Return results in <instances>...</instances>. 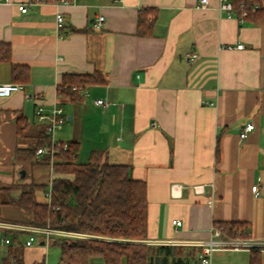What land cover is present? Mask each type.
<instances>
[{
  "label": "crops",
  "instance_id": "0c3cea01",
  "mask_svg": "<svg viewBox=\"0 0 264 264\" xmlns=\"http://www.w3.org/2000/svg\"><path fill=\"white\" fill-rule=\"evenodd\" d=\"M257 1L264 7V0ZM198 2L0 0V44L11 49L10 60H0V83L24 85L0 98V181H39L33 172L26 180L20 175L32 163L16 155L17 147L29 145L19 142L18 121L25 119L38 131L45 124L36 118L37 105L47 112L59 105L70 122L68 130L66 122L60 128L59 140L79 142L78 158L89 160L97 151L101 159L131 165L134 178L147 183L145 243L174 249L168 264H201V243L222 221L247 225V237L263 243L264 264V19L240 22L219 9L220 0H210L208 9H198ZM22 3H30L27 12L19 9ZM145 8L157 10L151 36L138 35ZM100 16L102 26L95 28ZM13 64L25 67L26 79L15 78ZM96 70L106 81L78 91L81 99L59 95L65 74ZM249 122L254 128L241 139ZM52 176L60 174L50 172L49 183ZM47 191L45 200L37 194L40 202L48 201ZM6 209L5 218L27 220L6 215ZM27 238L20 233L15 241L14 233L0 228V264L11 247L24 264L42 260L44 246H25ZM157 258L162 264L164 255ZM250 259L249 248L220 247L211 264H250Z\"/></svg>",
  "mask_w": 264,
  "mask_h": 264
},
{
  "label": "trees",
  "instance_id": "16d2710c",
  "mask_svg": "<svg viewBox=\"0 0 264 264\" xmlns=\"http://www.w3.org/2000/svg\"><path fill=\"white\" fill-rule=\"evenodd\" d=\"M51 1V0H46ZM238 7L240 3L248 6L259 4L257 0H232ZM260 21L264 19V7L249 12L247 18ZM157 21L155 8L141 9L138 18V35L151 36ZM79 31V29H74ZM0 60H10L11 49L1 43ZM15 78L26 79L24 66L13 64ZM106 81L104 74L94 73L65 74L58 86V93L71 101L82 98L78 91L89 85ZM18 139L28 141L27 147H17L16 155L24 156L32 164H47L38 159L37 150L51 142V136L44 125L35 131L25 119L18 121ZM64 142V141H62ZM68 149L56 153L53 171L73 175V178L55 177L52 181L51 197L40 202L37 191L47 185L36 182H14L5 185L0 181V222L25 224L28 226L52 228L69 235H51L50 241L61 249V264H92L93 259H102L104 264H159L158 255H164L162 264H168L167 258L174 253L171 247L153 248L145 243L148 238V193L147 183L134 178L132 166L111 163L101 159L93 151L88 162H79V142L69 141ZM28 174H26V177ZM48 191L46 193H48ZM5 206H15L30 214L28 220H9L3 215ZM229 236H235L236 230L247 231L243 222H216ZM8 229V228H7ZM14 233L15 241L22 232ZM29 234V233H27ZM11 243V240H10ZM261 248L251 249L250 264H261ZM24 264L22 255L11 247L8 257L2 264ZM33 264H46L45 258ZM175 264H184L181 260Z\"/></svg>",
  "mask_w": 264,
  "mask_h": 264
},
{
  "label": "built area",
  "instance_id": "2783aa9c",
  "mask_svg": "<svg viewBox=\"0 0 264 264\" xmlns=\"http://www.w3.org/2000/svg\"><path fill=\"white\" fill-rule=\"evenodd\" d=\"M46 0H31V3H39V2H45ZM30 4V3H29ZM28 3H22L19 5V9L22 12H27L29 9ZM210 6V0H199L197 3L198 9H208ZM259 7V4H254L252 6H248L245 3H240V5L237 7L232 0H220L219 9L226 13L228 17H234L237 16V19L240 22H244L249 12H254ZM64 20V16L62 13L57 14V21L59 25H62V22ZM104 21V17L100 16L95 22H93V26L95 28H100L102 26V23ZM238 49H243L244 45L239 44L237 45ZM24 85L17 82H9V83H0V98H7L13 95L14 93L18 91H23ZM26 96L30 99H38L39 97L37 95H32L29 93H26ZM97 104H104V101L102 99L96 100ZM36 118L40 123H43L47 127V132L51 136V142L44 146L40 147L37 150L36 156L38 159H43L47 162H49V167L51 169V173L55 172L52 169V165L54 163V158L57 152H59L61 149L66 150L68 149V143L58 141L54 138V132L57 129H60L64 123L66 122V115L64 113V110L61 106L55 105L50 111H46L44 106L39 104L36 107ZM254 128V124L249 122L247 123L244 130L240 133V138L244 139L247 137L250 131H252ZM54 177L52 176L49 186L50 189L47 193V198L50 200L51 197V189H52V181ZM178 185H173L172 189L175 191L178 187ZM195 191L200 193L202 192L201 186H195ZM253 191L256 194H259V185H254L252 187ZM173 223L180 227L182 225V221L180 219L173 220ZM4 228H20L25 231H27L28 238L25 240L24 245L25 246H32L36 240L40 241L41 239H45L46 244L48 241H50L51 235H69V233L52 229L49 227L41 228V227H34V226H28V225H12L8 223H0V227ZM247 231H242L237 229L235 236H229L228 233L224 231V229L218 225H214L211 228V237L205 241L204 243H201L202 245V252L199 256L201 264H211V257L212 253L220 247H234V248H242L246 247L249 249H252L253 247L261 248L263 246V243L260 242H254L250 240L248 237ZM6 244L10 243V239L6 238L4 239ZM14 264H18L17 260H14ZM61 264V263H58Z\"/></svg>",
  "mask_w": 264,
  "mask_h": 264
},
{
  "label": "rangeland",
  "instance_id": "374dc122",
  "mask_svg": "<svg viewBox=\"0 0 264 264\" xmlns=\"http://www.w3.org/2000/svg\"><path fill=\"white\" fill-rule=\"evenodd\" d=\"M69 121L67 120L65 125L63 126L64 128V131L68 130V125H69ZM60 134H63L62 131L60 129H57L55 132H54V138L58 141L59 140V136ZM86 142V141H85ZM88 159H85L83 158L82 156H80L78 158V161L79 162H88L87 161ZM27 166V165H26ZM26 166H23L22 169H26L28 170V177L27 178H30V175H32V172L33 174H35L36 176H39V183L40 184H44V185H47V189H50V186H49V178H50V168L48 166H44V165H38V164H30L28 169ZM31 166V168H30ZM33 167V169H32ZM39 174V175H38ZM60 176L59 177H62V178H67V174L66 173H59ZM27 178H23L24 180H26ZM39 194V198L40 199H43V195L45 194V189L42 188L40 190L37 191ZM45 200V199H43ZM10 209L9 211L7 212V209L5 210L6 211V215L10 212L12 217H19V218H22V219H26L27 220L30 218V214L27 213L26 211H23L15 206H9ZM4 211V213H5ZM0 223H6V222H0ZM8 224H12V225H15L14 223H8ZM18 225H25V224H18ZM1 229H6V230H13L15 232H22L23 234H26L27 231L23 230V229H20V228H4L3 226L0 227ZM12 239H13V235L11 236ZM39 241L36 240L34 242V246L38 245ZM44 246V258H45V263L46 264H58L59 262L62 263V259H61V249L60 247H58L57 245H54L53 242L51 241H48V243L46 245H43ZM92 264H104L103 260L102 259H99V258H96V259H93L92 261ZM123 264H125L123 262Z\"/></svg>",
  "mask_w": 264,
  "mask_h": 264
},
{
  "label": "water",
  "instance_id": "95a60500",
  "mask_svg": "<svg viewBox=\"0 0 264 264\" xmlns=\"http://www.w3.org/2000/svg\"><path fill=\"white\" fill-rule=\"evenodd\" d=\"M26 172L27 171L25 169H22L20 171V175H21L22 178H24L26 176ZM38 244L45 245L46 244L45 239H41Z\"/></svg>",
  "mask_w": 264,
  "mask_h": 264
},
{
  "label": "bare ground",
  "instance_id": "6f19581e",
  "mask_svg": "<svg viewBox=\"0 0 264 264\" xmlns=\"http://www.w3.org/2000/svg\"><path fill=\"white\" fill-rule=\"evenodd\" d=\"M46 186V185H45Z\"/></svg>",
  "mask_w": 264,
  "mask_h": 264
}]
</instances>
